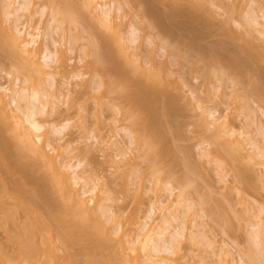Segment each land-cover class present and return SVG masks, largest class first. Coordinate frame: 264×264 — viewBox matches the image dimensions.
Segmentation results:
<instances>
[{"label": "rangeland", "instance_id": "obj_1", "mask_svg": "<svg viewBox=\"0 0 264 264\" xmlns=\"http://www.w3.org/2000/svg\"><path fill=\"white\" fill-rule=\"evenodd\" d=\"M84 1L87 0H82L80 4L81 0H73L74 6L71 0H33L28 12H20L23 14L17 21L20 26L27 22L34 29L42 22L40 24L45 29L39 40L41 47L36 45L33 48L40 62L43 63L42 51L45 46L54 51L57 49L56 62L50 66L45 65L42 72L38 71L34 64L30 65L31 62L18 47L1 39L0 81L10 83L18 77L22 87L39 86L44 93H56V97H51L48 102L47 109L38 113L37 118L44 124L47 123L48 139L60 148L64 160L71 164L81 163L79 169H85L88 176L100 178L101 196L105 198L111 195L115 199L107 202L113 204L115 216L123 228L139 232L145 220L152 215L153 205L156 204L157 208L161 201L167 206L172 205L171 208L180 209L181 212H177L181 215H184L183 210L186 211L183 220L187 218L185 226L188 227L186 230L189 236L180 237L174 251L161 254L169 257V264H173L175 259L178 264H256V254L264 264V154L259 153L260 149L243 133L250 131L253 137L262 140L260 144L264 147L263 136H259L262 132L259 127H264V55L258 53L262 57L256 55L254 60L252 57L264 50V0H202L199 4L194 0H116L111 5L114 8L113 15L117 16V23L109 20L101 22L98 15L90 13V6ZM4 2L0 0L2 27L8 26L10 22L5 15L2 5ZM118 2L124 4L122 10H118V5H121ZM61 4L59 8L63 13L67 14L71 10L68 15L72 14L71 19H75L71 20L68 15L62 14L58 7L54 10V6ZM196 4L199 5V8L196 6L197 9L192 7ZM43 8L45 13L41 12ZM200 9H204L203 12ZM55 11L56 15L61 12V15L58 13L60 17L54 14ZM148 12L158 13L156 17L161 19L160 24L164 22L162 25L168 27L169 31H175L179 42L186 43L184 46L190 43V48H185L177 39L175 41L168 36L160 37V28L151 26L153 15H148ZM161 14L165 16L161 17ZM53 19H59L60 24ZM54 22L61 25L60 29L63 28V31L67 29V33L65 31L64 34L60 29L52 33L49 29ZM133 26L138 30L136 42H132L130 36ZM96 32L102 35L101 38L106 35L111 40L103 38V46L100 44L102 39H98ZM50 35L59 40L57 48L51 45ZM242 35L250 39V42L244 37L243 39ZM94 38L100 44L97 48ZM246 40L262 50L257 47L255 51H258L253 54L254 49L248 47ZM124 44L128 47L126 52L123 51ZM95 48L97 51L98 48L104 50H100L98 54ZM110 50L116 56H112L114 53L110 54ZM235 52L240 55L239 65L236 63L238 54ZM122 53L128 57H125L127 61ZM104 54V57L108 56L105 62L109 61V67H104L106 63L102 62L104 58L101 55ZM209 55H215L217 59L222 57L224 60L220 59L221 62L218 60L217 63L214 58V63ZM96 56L103 66L95 60ZM240 57H243L242 61ZM132 58L150 71L159 72L171 79L170 92L174 97L171 105L175 115L173 114V118L168 117V121H161L163 116L158 117L159 124H155V127H161V131L168 128L163 130L167 134L160 130L158 133V136L161 135L158 137V146L161 144L163 148L159 146V150H162L161 153L164 151L162 157L154 158L153 150L151 154H146L147 150L139 143V139L144 136L143 117L128 115L132 112H129L132 104L124 91L130 90L131 95H139V88L134 87V80L142 78L143 82L146 77L133 62V66L126 64L131 63ZM114 60L116 65L114 63L112 66L111 61ZM119 61L124 62V70ZM241 65H245V70L248 67L244 74L249 78L243 77L245 71L241 69ZM108 69H112V75ZM119 69L125 76L122 71V76L116 72ZM240 69L242 72H239ZM117 78L123 80V83L118 85ZM111 79H116L115 85L111 84ZM162 104H158L160 112H164ZM8 112L0 98V145L6 142L5 145L12 150L17 141L14 144L12 142L15 136L8 122L11 119L7 120L6 117ZM154 117H157L156 114ZM154 119L157 123L156 118ZM63 126L65 128L61 133L53 132L54 127ZM216 132L219 134H215ZM168 137L171 139L170 146L166 139ZM131 140H135L136 144ZM114 142L118 146H114ZM216 147L222 152L223 149L230 150L228 163L234 160L239 167H234V163H223L226 159H222L223 156L221 158ZM15 148L18 149L17 146ZM234 149H237V153H234ZM121 152L127 154L121 155ZM187 164H190L191 170H187ZM236 168H242L250 175V181H245L248 183L237 176ZM0 173L6 176L1 169ZM222 204L226 208L223 210L226 214L221 215L224 208ZM159 214L160 210L157 209L153 216L157 217ZM158 223H162L160 217ZM259 225L263 229L261 236L258 232ZM174 226L176 223L171 231ZM4 240V232L0 230V241ZM75 241H71L74 247L71 245L69 249L73 250L70 253L72 252L76 264H86V246L81 244L84 240L76 242L77 245ZM83 244L89 245L87 242ZM80 245L85 248L82 255L78 252L81 251ZM250 250L255 252L253 255L256 259L251 256L253 261L249 256ZM74 261L72 260L73 263ZM62 264H66L65 261Z\"/></svg>", "mask_w": 264, "mask_h": 264}, {"label": "bare ground", "instance_id": "obj_2", "mask_svg": "<svg viewBox=\"0 0 264 264\" xmlns=\"http://www.w3.org/2000/svg\"><path fill=\"white\" fill-rule=\"evenodd\" d=\"M4 1L5 2L2 5L6 11L5 15L7 17V21L9 20L10 22L8 26L6 25L2 27V22L0 20V29L2 30V32H0V40L5 39L9 45L18 47L21 53L25 54L26 57L29 59V61L31 62L30 65L34 64L36 66L35 68H37L38 71L42 72L43 70H45L44 69L45 65L50 66L51 63L56 62V56H57L56 50L57 49H55L54 51L50 49L49 46H45V49L42 51L43 63H41L40 58L36 56V53L33 51V48L36 45L39 46L38 48L41 47L39 40L42 37V34L44 33L43 31L45 30L41 26L42 24H40L42 22L39 21L40 23H38V25H36L34 29L31 28V25L28 24L27 22L22 23V26H20L19 23L17 22L23 16V14L22 13L20 14V12H28L32 6L33 0H4ZM72 1L73 0H71V3ZM115 1L116 0H110V1L87 0L84 2L85 4L87 2V5H89L92 8L90 9V7H88V9L90 10V13L98 15L99 17L98 16L97 17L99 18V20L102 19L101 22L103 21L105 23L106 21L104 20H107V22L109 20V21H114L115 23H117L116 21L117 16H115V14L113 15L114 8L111 5V3L113 2L114 4ZM194 1H197V3L199 4V1H202V0H194ZM121 2H123V0H121ZM201 3L203 4V2ZM80 4H82V0ZM85 4L84 6H86ZM121 5L120 6L118 5V10H122L124 4L121 3ZM59 6H62V4L58 6L56 5V7L54 6L55 8L54 10H56L57 7L59 8ZM196 6L199 8V5L197 4L192 7H195L197 9ZM62 8L64 9V7ZM94 9H96L95 12L92 11ZM66 10L68 11V9ZM200 10L203 12L204 9L203 10L200 9ZM152 11L156 12L155 10H152ZM41 12L45 13V8H43ZM41 12L39 13L42 14ZM70 12L71 10L69 11V13ZM58 13L60 14L61 12H57V15ZM64 13L62 10V14ZM69 13L67 14L65 13V14L68 15ZM82 13L83 12H81V14ZM54 14L56 15V11ZM77 14L80 15L78 12ZM157 14L158 13L151 14L150 12H148V15H153L152 17L153 24L151 23V26H153V28H156V27L160 28V30L158 28L161 34L160 37L168 36V37L173 38V40L176 41V39L179 37L177 33L175 31L173 32V30L169 28L170 31L172 30V32H170L167 29L168 27H166L165 25H162L164 22L163 23L161 22L160 24L159 20L161 21V19L156 17ZM175 14H177V11H175ZM66 15L65 17H67ZM70 16H72V14L68 15V17ZM163 16L165 15L161 14V17ZM253 16L254 18L255 17L257 18V16H255L254 14ZM52 17L54 18L53 15ZM75 17L77 16L75 15ZM80 18L82 19V16ZM0 19H2L1 16H0ZM56 20L53 19V21H56ZM63 20L65 21V19ZM77 20L75 21L77 22ZM253 20H256V19H253ZM14 21H16L15 24H14ZM66 22H69V21H66ZM58 23L60 24V21H58ZM58 23L54 22L52 27L50 25L49 30L51 32L52 31L55 32L58 29H60L61 25H59ZM162 26L166 28H163ZM62 29L63 28H61L60 30L63 31ZM65 31H63L64 34L67 33V31L66 33ZM137 33H138L137 28L133 26L130 31L132 42L137 41L138 39ZM174 33H176V35ZM96 35L98 39L100 40L102 39L101 40L102 43L100 42V44H103L104 46V41H103L104 36L101 38L102 35H99V33L97 32H96ZM94 36L95 35H93V37ZM50 37L52 41L51 45L52 46L54 45L57 48L59 40L54 38L55 36L53 35L52 36L50 35ZM243 37L248 40V38L242 35V38ZM108 38L109 37L106 38V35H105L104 39H108ZM247 40L245 42L248 43L249 45L248 47L251 49L253 48L254 51H252L253 49L252 50L248 49V50L252 51V53L253 52L256 53L258 50L255 51V49L257 47L259 48V46L257 45H256L257 47L253 46L255 45L254 43H250L251 44L250 45L249 44L250 39L248 40L249 42ZM96 41L98 45H96L95 47L97 48L100 44L98 43L99 41L95 40L94 38L93 42L95 43ZM106 41H105V44H106ZM177 42H179L178 39H177ZM181 44H183V42ZM189 44L186 45L188 46L187 48H190ZM103 46L101 45L100 47L103 48ZM186 46L184 47L186 48ZM250 46H253V47H250ZM122 47H123V51L126 52L128 47L125 44ZM102 48H98V51L96 49L95 52L98 53ZM176 48L178 47L176 46ZM176 48L174 47V50L176 51L180 49V48L178 49ZM110 51H111L110 54H112L113 50H110ZM262 52H264V50ZM262 52L261 51L257 52V54L253 53L254 55L251 53L250 54L251 56L253 55L252 57L254 60L256 55H258V53H260L261 55H264L262 54ZM105 54L108 55V53H105ZM105 54L101 55L104 58V60H102V57H101L102 62L103 61L105 62L106 58H108V56L104 57ZM122 54L124 56V60H126L128 57L125 55V53H122ZM260 54L258 55L259 58L261 56ZM112 56H116V54L114 53V55ZM237 56H236V63L239 65L238 58L240 55L238 54ZM203 57H206V56L203 55ZM114 58L116 59V57ZM214 58L216 59L217 63H219L220 59L221 61L224 60V58L222 59V57L221 58L219 57V59H217L218 57L216 58V56L214 55V57H212L213 61H215ZM242 58L240 57V61H242L241 60ZM212 59L210 60L212 61ZM229 59H231V56ZM95 60L96 61L98 60L97 56L95 57ZM210 60L208 59V61ZM244 60L245 59H243V61ZM216 61L214 63H216ZM231 61H233V58ZM245 61L247 63V60ZM102 62L99 61L101 65L103 64ZM108 62L109 61L105 62L106 65L104 67L109 65ZM111 62L113 66L116 60H114V62L113 61ZM121 62L123 61H119L118 63L123 66V67L121 66V68H123L122 70H124L125 64L124 62L121 64ZM130 62L131 63H126V62L125 63L127 65L132 64V66L134 63V66L140 68V70H142V72H144V74L146 75L144 79V81L146 82L144 81L142 82L141 80L142 78L141 79L139 78V81L138 79L137 81L134 80V82L136 83L134 84L135 85L134 87L138 86L139 88L138 90L140 92V94L137 96L136 95L134 96V94L131 95L130 90L127 91L125 89L124 91L126 93L125 96L129 99L130 103L132 104V107L130 104L131 108L129 109V112L131 110L132 112L128 113V115L130 114L131 116L134 114L137 117H140V116L143 117L142 133L144 136H142L141 140L139 139V143L145 147V150H147L146 154L148 153L151 154V151L153 150L154 158L162 157L164 151L163 153H161L162 150H159V148L161 147L160 146L161 144H159L160 147L158 146V143H159L158 137L160 138L161 136V135L158 136V133H159V130L161 131V127L159 128L155 127V124H159L157 122L159 121V119L157 120L158 117L161 118V116H163L160 120L168 121L169 119L167 118L172 117L173 114L175 113V110L174 109L172 110V105H171L173 104L172 102L174 100V97H172L173 94H171L172 92H170V88H171V85H170L171 82H169L170 78H166L165 75L163 74L161 75V73L159 72L150 71L142 64H138L137 60L136 59L134 60V58H132V61L130 60ZM135 63L137 64L135 65ZM243 66L241 69L245 71L243 72L244 74L246 73V70H248L247 69L248 67L247 68L245 67L246 68L245 70L243 69ZM108 70L110 74L112 75L111 73L112 69L111 70L108 69ZM242 70L239 72H242ZM121 71L120 69L119 71L116 70V72H119V74L121 73ZM123 74L125 76V73ZM243 77H245L246 79L247 74L246 75L244 74ZM249 77L250 76H248L247 78ZM113 78H115V76ZM120 78H117V80ZM122 81L123 80H118V85ZM116 82H117L116 79H114L111 81V84L115 85ZM252 86L254 85L252 84ZM140 89L143 90V93H141L142 91ZM256 89L257 88H255V90ZM49 93L42 92L39 86H31L27 88L22 87L21 81L19 80L18 77L10 83L9 82L7 83V81L6 82L0 81V98L5 103L7 111H9L7 113L8 116L6 115L8 119L7 118L6 119L7 120L11 119L8 122H10L9 123V126L11 125L10 129H12L13 135L15 136V138L14 136H12L14 138L12 142L14 144L16 143L15 141H17V145L14 144L12 150H11V147L9 148L8 145H5L6 142L4 143V145L3 143L0 145V169L3 170L4 173L6 174V176H4V174L2 175L0 173V230L4 232V236H5V240L0 241V264H62L63 261H65L66 264H74L75 261H74L73 254L72 252L70 253V251L73 249L70 250L69 248H71V245L73 246L72 242L75 241V239H76L75 243L76 242L81 243L80 240L82 241L84 240L83 241L84 243L87 242L90 245V246L88 244L84 245L82 242L81 244L84 247L86 246V249L82 245H80L81 251H78L82 255V253H85L84 249L86 250L87 253L85 254L87 257L86 256L85 257L87 258V261H85L86 259L84 260L85 262H87L86 264H89V263L90 264H169L168 263L169 257H167V255L161 256V254H163V252L174 251V249L177 248V244H178L177 241L179 240V238L180 237L184 238V237L189 236L188 231H187L188 227L185 226V223H187V220H186L187 218H185L186 221L183 220V217L185 216L186 211L183 210L182 212H184V215L183 213L181 215V213H179L181 212L180 209L176 210L177 207L175 209L171 208L172 205L167 206L165 205L166 203L161 201L159 204V207L157 205V208H156V204L153 205L152 215H149V218L145 220L139 232L137 233L131 232L128 228H123L120 225L119 221L117 220V217L115 216L113 204L107 202V201L113 202L115 199L111 197V195L105 198L101 196L102 188H99L100 178L97 176H94V177L91 175L88 176L86 172L84 171L85 169H79V166H81V163L71 164L67 160H64L62 158V152L60 148L56 147L53 142L49 141L48 129L46 128L47 123L44 124L37 118L38 113L44 112L47 109L46 107L48 106V102H50L51 97H54V96L56 97L55 92L54 93L51 92L52 94H49ZM160 103L161 104L163 103L162 106L164 107V112H160L158 110L160 106L158 104ZM155 114L157 117H154ZM135 116H132V117H135ZM154 118H156L157 123H155ZM4 120L5 119L3 118L2 119L3 123L5 122ZM0 121H1V117H0ZM160 123L163 124L162 122ZM164 123H167V122H164ZM64 128L65 126L61 128L54 127L53 132L61 133ZM259 128H261L262 130V132L260 131L261 133L259 134V136H263V139H264V133H263L264 127H259ZM165 129H168V128L165 127ZM217 132H220V131H217ZM217 132L215 134H219ZM243 133L248 139L252 140V143L256 148L260 149L259 153L264 154V147L262 146V144H260L262 140L259 141L258 139H256V136L253 137L254 135L252 136L250 131H244ZM58 138H61V136H59ZM162 138L163 136L161 137V139ZM166 139H167V142H169L170 138L168 137ZM132 142L136 144L135 140H133ZM18 143H19V146H18ZM21 144L22 146H20ZM16 146L18 147V149L15 148ZM114 146H118V143L114 142ZM169 146H170V142H169ZM161 149L163 148L161 147ZM214 149L215 147L213 148V150ZM216 150H218L217 152L220 154L221 158L223 156L222 159H226L223 161V163L225 161L228 163V160H229L228 156H231L230 155L231 153L229 152L230 150L228 151L226 149H223V152H222V150L218 147H216ZM233 151L234 153L235 152L237 153V149H234ZM122 154L126 155L127 153L121 152V155ZM146 154L144 151V155ZM230 163H234V160H232V162ZM190 164L186 165L188 166L187 170L190 169L189 167ZM232 165L233 166L235 165L234 167H236V165L238 166L236 162ZM192 167L193 166L191 164V169ZM237 169H240V170H237ZM241 169L242 168H236L237 176L243 182L248 181V180L250 181L249 179L250 175L243 169L241 171ZM248 182H245V183H248ZM104 200H106V202H104ZM203 201L205 200L203 199ZM156 203L158 202L156 201ZM222 206L224 205L222 204ZM157 209L160 210V214L159 216L154 217L153 215L157 213ZM224 209H226L225 206L221 210L222 212L221 215L226 214L225 211L223 212ZM159 217H160V220H162V223H158ZM223 218H224V215H223ZM174 223H176V226H174L175 231L174 229L173 231H171L172 230L171 227H173ZM260 226L262 225H259V229H260ZM262 230L263 229L261 228L260 231H258L260 233V236H261ZM185 231L187 233H185ZM263 234L264 233H262V235ZM260 236H258V238ZM171 243H174V244L172 245ZM87 246L91 248L88 249ZM90 249H92L91 252H90ZM67 251H69L71 255L67 253ZM253 251L250 250V254H249L250 258L252 259L253 257V259L255 260L257 257L258 262L256 261L254 263L263 264L261 263L263 262L261 261V258L258 259V257L260 256H257L258 254L255 255V252L257 253V251H255L254 253ZM253 259L251 261H253ZM72 260L74 261V263L72 262ZM173 264H178V261L175 259V262Z\"/></svg>", "mask_w": 264, "mask_h": 264}]
</instances>
